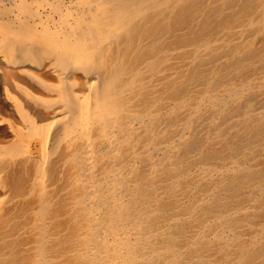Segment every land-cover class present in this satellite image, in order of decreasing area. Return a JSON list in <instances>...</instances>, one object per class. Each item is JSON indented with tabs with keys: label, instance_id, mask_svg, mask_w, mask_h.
I'll return each mask as SVG.
<instances>
[{
	"label": "bare ground",
	"instance_id": "obj_1",
	"mask_svg": "<svg viewBox=\"0 0 264 264\" xmlns=\"http://www.w3.org/2000/svg\"><path fill=\"white\" fill-rule=\"evenodd\" d=\"M0 264H264V0H0Z\"/></svg>",
	"mask_w": 264,
	"mask_h": 264
},
{
	"label": "rangeland",
	"instance_id": "obj_2",
	"mask_svg": "<svg viewBox=\"0 0 264 264\" xmlns=\"http://www.w3.org/2000/svg\"><path fill=\"white\" fill-rule=\"evenodd\" d=\"M81 85L82 84H79V86H81ZM86 88H87V84L84 85V88L80 89V92H82V93H80L81 95H83L86 92Z\"/></svg>",
	"mask_w": 264,
	"mask_h": 264
}]
</instances>
